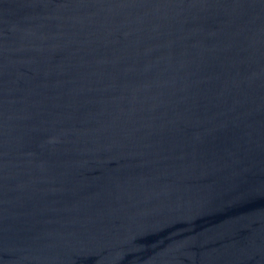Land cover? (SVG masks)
<instances>
[{
  "label": "water",
  "instance_id": "1",
  "mask_svg": "<svg viewBox=\"0 0 264 264\" xmlns=\"http://www.w3.org/2000/svg\"><path fill=\"white\" fill-rule=\"evenodd\" d=\"M0 264H264V0H0Z\"/></svg>",
  "mask_w": 264,
  "mask_h": 264
}]
</instances>
